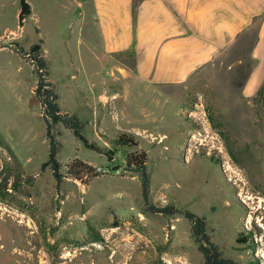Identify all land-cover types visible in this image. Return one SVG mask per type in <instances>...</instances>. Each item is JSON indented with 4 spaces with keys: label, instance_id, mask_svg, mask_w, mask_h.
I'll use <instances>...</instances> for the list:
<instances>
[{
    "label": "rangeland",
    "instance_id": "obj_1",
    "mask_svg": "<svg viewBox=\"0 0 264 264\" xmlns=\"http://www.w3.org/2000/svg\"><path fill=\"white\" fill-rule=\"evenodd\" d=\"M26 1L32 12L19 22V0H0V264H203L186 217L145 210L140 178L126 169L139 150L152 203L204 216L225 257L264 264V105L243 93L254 27L185 83L145 96L135 121L113 123L112 65L89 53L75 7ZM38 38L61 111L88 121L83 135L112 151L56 125L62 172L74 157L102 169L86 183L65 175L57 188L50 168L40 170L48 140L36 74L11 43L28 49ZM122 133L136 145L115 144Z\"/></svg>",
    "mask_w": 264,
    "mask_h": 264
},
{
    "label": "crops",
    "instance_id": "obj_2",
    "mask_svg": "<svg viewBox=\"0 0 264 264\" xmlns=\"http://www.w3.org/2000/svg\"><path fill=\"white\" fill-rule=\"evenodd\" d=\"M73 6L75 22L87 32L89 53L112 65L113 123L118 117L135 121V116L146 112L145 96L164 95L163 87L185 83L250 27H254L253 65L243 93L255 95L264 80V0H67L61 4L64 9ZM116 84L119 90L114 89Z\"/></svg>",
    "mask_w": 264,
    "mask_h": 264
},
{
    "label": "trees",
    "instance_id": "obj_3",
    "mask_svg": "<svg viewBox=\"0 0 264 264\" xmlns=\"http://www.w3.org/2000/svg\"><path fill=\"white\" fill-rule=\"evenodd\" d=\"M31 12L30 5L26 0H19L18 19L21 22ZM14 50L26 58L33 66L36 74V84L34 87V96L39 101L45 122V136L48 140V152L45 161L40 165V170L49 167L55 185L59 188L66 175L69 178L86 183L102 173V169H97L84 160L74 157L68 161L64 167L65 172L61 171L62 164L58 160L61 143L57 139L58 131L56 125L61 123L69 129L73 136L80 140L83 145L89 149L103 153L111 157L110 149H103L97 144L90 142L82 133L87 121L81 120L75 113L61 111L57 103V94L54 85L48 78V66L42 52V39L38 38L37 43L32 44L28 49H24L18 42H11ZM255 97L264 105V80L255 93ZM114 143L119 146L136 145V140L131 134L122 133L114 139ZM147 154L144 150L132 152L127 155L126 169L136 173L140 178L141 195L145 210L153 213H160L166 216L173 214H182L190 223V233L193 241L197 245L198 251L203 256V264H240L232 258L225 257L218 245L215 244L206 230V220L202 215L189 210H181L172 204L162 206L155 205L150 196V173L146 166ZM65 173V174H64Z\"/></svg>",
    "mask_w": 264,
    "mask_h": 264
},
{
    "label": "water",
    "instance_id": "obj_4",
    "mask_svg": "<svg viewBox=\"0 0 264 264\" xmlns=\"http://www.w3.org/2000/svg\"><path fill=\"white\" fill-rule=\"evenodd\" d=\"M120 167V164H115L111 167L112 170H117Z\"/></svg>",
    "mask_w": 264,
    "mask_h": 264
}]
</instances>
